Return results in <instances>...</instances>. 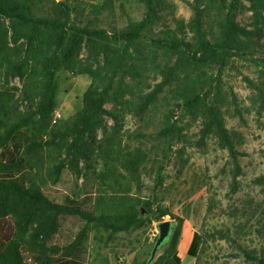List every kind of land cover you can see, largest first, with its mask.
<instances>
[{
    "label": "trees",
    "instance_id": "obj_1",
    "mask_svg": "<svg viewBox=\"0 0 264 264\" xmlns=\"http://www.w3.org/2000/svg\"><path fill=\"white\" fill-rule=\"evenodd\" d=\"M249 1L254 12L264 13V0ZM141 2L140 20L108 28L96 21L102 11L107 19L113 16L116 0L87 13L71 0H0V264H88L83 255L90 238L99 251L166 215L175 221L172 234L151 264H182L178 244L186 220L163 206L160 194L168 164L182 169L189 161L180 143L194 139L206 148L214 138L241 171L240 142L219 94L227 72L246 60L253 70L244 78L259 109L264 107V23L250 28L237 19L242 0H189L188 23L172 16L155 29L161 0ZM145 40L152 46L134 54L131 47ZM85 50L91 60L85 72L96 83L72 115L52 123L61 73L78 71ZM102 59L105 65L93 68ZM128 76L135 82L121 97L142 125L124 138L109 131L105 115L117 120L118 114L105 105L117 99V80L123 84ZM15 77L28 100L24 110L13 104L9 82ZM192 122L199 125L195 133L189 132ZM66 167L83 178V194L56 201L33 173L41 177L47 170L58 179ZM146 173L154 179L149 195L142 194ZM252 183L255 192L234 197L232 212L221 222L193 232L187 252L195 264L210 243L223 248L222 240L231 244L238 264H264V172ZM67 215L84 224L72 240L60 243L55 237ZM148 259L135 256L130 264Z\"/></svg>",
    "mask_w": 264,
    "mask_h": 264
},
{
    "label": "rangeland",
    "instance_id": "obj_2",
    "mask_svg": "<svg viewBox=\"0 0 264 264\" xmlns=\"http://www.w3.org/2000/svg\"><path fill=\"white\" fill-rule=\"evenodd\" d=\"M103 1L71 0L80 13L81 11L83 13L89 12L91 8ZM242 1V10L237 14V19L250 28L257 21L264 23L263 11L258 9L254 12L249 0ZM161 3V16L154 20L151 24L152 28H161L172 19V16L182 17L186 23L190 21L189 0H161ZM144 10L141 0H116L113 16L107 19L106 15L103 14L104 11H102L96 23L108 28L110 25L125 28L129 23L140 20ZM94 13L90 14L91 17L95 16ZM148 46H152L148 41H139L131 47V51L136 54L139 53L138 48H147ZM236 62L237 67L230 69L223 79L222 93L219 94V98L224 99V109L228 111L226 114L228 126L234 127V131L238 135L235 142L237 144L240 142L238 149L240 150L241 171L238 172L233 156L229 154L228 150L222 149L214 138L209 140L206 148L195 146L194 139L191 142L180 143V145L185 146L181 156L183 159L189 158L188 163L179 169V165H174L171 162L166 169L165 180L160 193L161 203L186 220L183 238L178 244L182 264L196 263V258L187 252L193 232L205 227L211 230L214 224L221 222L232 212L230 204L235 201L234 197L245 198L247 193H254L253 178L255 175L264 172V107L259 109L250 83L244 78V75L252 74L253 66L246 60H237ZM90 65L91 60L85 50L81 55L78 71L61 73L58 94L59 105L52 113V123L69 117L82 105L84 91L91 83H96L93 77L85 72ZM104 65L102 59L99 62H94L93 68L97 69ZM134 82L135 80H132L131 76L125 78L123 84L118 83L117 80L115 84L117 99L109 100L105 105L108 110L118 114L117 120H114L109 114L105 115L109 131L119 132L124 138L127 137L129 130L135 131L142 125L138 119L131 117L129 108L123 103L121 97V95H125L127 98V89L129 86H133ZM9 86L11 88L10 93L14 94L13 104L17 103L20 109L24 110L28 100L22 96L21 81L17 77L11 78ZM178 114L179 112L176 116ZM186 120L191 121L188 117ZM198 127L197 122H192L189 125V132H197ZM99 133L101 135V131ZM172 160H174L173 157ZM35 171V169L31 170V172ZM33 175L43 184L45 193L56 201H63L67 196L82 197L83 178H78L69 167L62 169L58 179L55 178V175L49 174L47 170L41 177L34 173ZM142 178L146 184L142 194L149 195L154 184L153 176L146 173L142 175ZM234 178L239 180L238 183ZM209 204L211 210L207 214ZM164 219L172 218L170 215H166L163 217ZM158 222L154 220L143 229L136 230L131 234H121L108 247L104 246L99 251L94 250V247L98 245L90 238L88 252L83 255V260L88 264H130L135 256L149 258L150 255L147 256V252L153 247L155 238L159 233ZM83 224L84 220L79 216L67 215L61 221L55 240L60 243L72 240ZM219 244H222L223 248L218 246V242L210 243V246L202 252L201 264H238L240 258L232 256L231 244L224 240ZM164 249L158 250L155 258Z\"/></svg>",
    "mask_w": 264,
    "mask_h": 264
},
{
    "label": "water",
    "instance_id": "obj_3",
    "mask_svg": "<svg viewBox=\"0 0 264 264\" xmlns=\"http://www.w3.org/2000/svg\"><path fill=\"white\" fill-rule=\"evenodd\" d=\"M174 223L175 221L173 219H164L158 222L157 227L159 233L152 248L151 255L148 259L147 264H151V262H153L160 245L165 241L169 240L172 234Z\"/></svg>",
    "mask_w": 264,
    "mask_h": 264
},
{
    "label": "built area",
    "instance_id": "obj_4",
    "mask_svg": "<svg viewBox=\"0 0 264 264\" xmlns=\"http://www.w3.org/2000/svg\"><path fill=\"white\" fill-rule=\"evenodd\" d=\"M58 115H60V113L58 112Z\"/></svg>",
    "mask_w": 264,
    "mask_h": 264
}]
</instances>
